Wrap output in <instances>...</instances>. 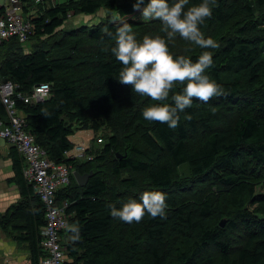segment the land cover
I'll return each instance as SVG.
<instances>
[{
  "label": "trees",
  "instance_id": "obj_1",
  "mask_svg": "<svg viewBox=\"0 0 264 264\" xmlns=\"http://www.w3.org/2000/svg\"><path fill=\"white\" fill-rule=\"evenodd\" d=\"M19 1L34 29L23 41H2L0 79L25 96L49 86L44 100L15 97L14 106L47 157L70 166L69 181L55 192L56 204L66 203L67 226L80 229L75 241L67 226L59 232L65 264H264V0H216L201 25L218 44L206 49L213 64L205 74L225 95L194 99L176 129L144 120L142 109L156 102L117 81L121 65L110 47L118 26L130 24L138 41L165 36L159 20L127 18L138 12L136 0ZM201 2L189 0L185 10ZM100 10L96 23L64 26ZM168 47L194 62L203 51L179 35ZM0 121L8 124L1 101ZM84 130L96 143L85 151L91 158L69 156L70 135ZM20 155L11 147L19 197L0 212V232L25 249L28 264H40L45 207ZM73 171L90 173L83 186ZM145 191L165 194L166 218L145 214L129 224L111 216L108 203L120 207Z\"/></svg>",
  "mask_w": 264,
  "mask_h": 264
},
{
  "label": "clouds",
  "instance_id": "obj_2",
  "mask_svg": "<svg viewBox=\"0 0 264 264\" xmlns=\"http://www.w3.org/2000/svg\"><path fill=\"white\" fill-rule=\"evenodd\" d=\"M189 0H136L134 10L141 11V18L159 20L165 36L144 35L141 41L136 39L130 24L124 23L116 28L115 45L110 47L111 54L120 63L117 81L131 86L132 92L151 98L152 103L142 109L144 120L166 123L170 129L179 126V113L192 106L193 100L207 103L213 97L225 95L221 85L205 74L213 64L211 52L206 49L218 47L211 37L206 38L201 25L211 18L216 0H202L190 7ZM112 36V33H107ZM177 35L203 51L194 62L190 56H174L168 44ZM166 37V38H165ZM190 51L186 48L185 52ZM182 86L179 93H173L176 86ZM170 93L172 104L167 103ZM107 208L114 219L125 223H140L145 214L152 218L165 217L166 197L158 191H145L139 199L129 198L120 207L108 203ZM73 235L72 240L79 239L80 229L77 225L67 226Z\"/></svg>",
  "mask_w": 264,
  "mask_h": 264
},
{
  "label": "built area",
  "instance_id": "obj_3",
  "mask_svg": "<svg viewBox=\"0 0 264 264\" xmlns=\"http://www.w3.org/2000/svg\"><path fill=\"white\" fill-rule=\"evenodd\" d=\"M44 0H34L41 2ZM55 2L56 0H49ZM19 0H11L8 8L0 14V44L10 36H16L20 41L34 29L29 19H25L20 13ZM49 95L47 83H41L32 89L30 95H22L15 91V85L9 81L0 79V101L8 117V124L0 121V138L13 145L26 160L23 170L24 178L33 184L45 207V223L41 228L40 245L45 256L40 264H65L59 232L67 226L65 214V202L56 204L55 192L61 186L67 184L71 173L70 166L57 163L47 157L45 150L35 144L33 136L23 129V119L16 114L15 97L28 101H41ZM96 142H101L97 138ZM88 145L79 144L74 147L69 156L90 159L85 152Z\"/></svg>",
  "mask_w": 264,
  "mask_h": 264
},
{
  "label": "rangeland",
  "instance_id": "obj_4",
  "mask_svg": "<svg viewBox=\"0 0 264 264\" xmlns=\"http://www.w3.org/2000/svg\"><path fill=\"white\" fill-rule=\"evenodd\" d=\"M102 12V13H101ZM105 10H100L99 13H96L94 15H89V16H77L75 18H72L70 20H68L65 23V28H74L75 26L79 25V24H91V23H96L98 22L103 14H104ZM71 14V13H70ZM73 14H71L70 17H74L72 16ZM141 11H138L137 13L133 14L132 16H129L127 18H131L132 20H143L141 18ZM83 23H80L82 22ZM88 21V22H86ZM28 43V41H27ZM93 133L89 130H84V131H74V133L72 135H70V139L73 141L74 145H78L80 143L83 144H94L96 145V143L93 141ZM75 147V146H74ZM184 165V164H183ZM2 233L0 232V236L3 239L2 242H0V256L4 257V263L3 264H28V259L26 258V251L24 248H16V247H10L9 243H5L4 241L6 240L2 235ZM8 242V240H6ZM11 259H13L16 263L10 262ZM0 264H2V260L0 259Z\"/></svg>",
  "mask_w": 264,
  "mask_h": 264
},
{
  "label": "crops",
  "instance_id": "obj_5",
  "mask_svg": "<svg viewBox=\"0 0 264 264\" xmlns=\"http://www.w3.org/2000/svg\"><path fill=\"white\" fill-rule=\"evenodd\" d=\"M10 4H11V0H0V14L3 13L4 10L10 6ZM80 144H83V143H80ZM74 146H77V145H74ZM11 147H13L11 144H9L8 142L0 138V212L4 211L6 208H8L9 205L17 201L19 197L17 186L13 181L12 161L10 157ZM73 149L69 151V154H72ZM20 156H23V155L21 154ZM24 160H23V165L26 164V160L25 162ZM2 241L3 239L1 238L0 242ZM4 242L5 243L10 242L9 243L10 247H13L15 245L11 241L7 242L5 240ZM25 254L27 258V253ZM0 259L2 260V264H3L4 257L0 256ZM10 262L16 263L13 259H11Z\"/></svg>",
  "mask_w": 264,
  "mask_h": 264
},
{
  "label": "water",
  "instance_id": "obj_6",
  "mask_svg": "<svg viewBox=\"0 0 264 264\" xmlns=\"http://www.w3.org/2000/svg\"><path fill=\"white\" fill-rule=\"evenodd\" d=\"M72 175H73L75 181L77 182V184L80 186H83L86 183L88 177L90 176V173L79 174L78 172L73 171ZM221 225H222V222H221Z\"/></svg>",
  "mask_w": 264,
  "mask_h": 264
}]
</instances>
